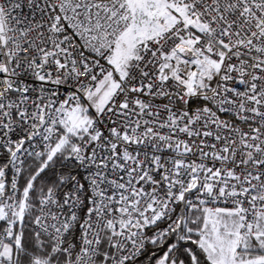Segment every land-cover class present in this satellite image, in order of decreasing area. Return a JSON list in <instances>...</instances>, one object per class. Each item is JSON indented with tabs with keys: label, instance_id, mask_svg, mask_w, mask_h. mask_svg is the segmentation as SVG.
<instances>
[{
	"label": "snow or ice",
	"instance_id": "snow-or-ice-1",
	"mask_svg": "<svg viewBox=\"0 0 264 264\" xmlns=\"http://www.w3.org/2000/svg\"><path fill=\"white\" fill-rule=\"evenodd\" d=\"M0 264H264V0H0Z\"/></svg>",
	"mask_w": 264,
	"mask_h": 264
}]
</instances>
